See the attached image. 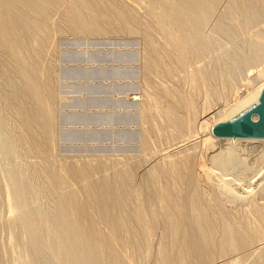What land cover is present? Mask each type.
I'll return each mask as SVG.
<instances>
[{
	"label": "bare ground",
	"instance_id": "obj_1",
	"mask_svg": "<svg viewBox=\"0 0 264 264\" xmlns=\"http://www.w3.org/2000/svg\"><path fill=\"white\" fill-rule=\"evenodd\" d=\"M263 17L264 0H0L1 158L4 160L9 155L14 159L25 158L24 162L21 160L22 164L26 167L27 162L26 168L34 170L39 181L38 191L48 190L50 193L54 185L63 189L73 182H81L78 187L52 199L53 206L48 214L51 218H60V228L51 218L41 214L45 221L42 225H55L50 234L61 238L60 246L53 239H47L44 246L39 245L42 229H38L35 218L28 228L22 225L27 228L22 231L26 234L20 233V237L24 234L21 241L29 249L27 264H133L126 255L127 244L132 243L138 245L142 255L138 264L148 260L157 264L264 263V204L250 203L244 196L251 220L248 221V217L245 218L247 222L241 218L233 219L223 204L236 198L228 195L230 199H225L222 194L231 192L232 181L219 176L204 189L199 175L192 172L194 154H188V150L186 155L180 152L182 149L176 151L183 154L177 159L170 152L158 154L160 161L144 168L140 182H136L133 175V170L141 164L138 161V164L124 165L108 174L104 172L98 180L87 181L100 172L102 166L97 159L55 158L52 154L54 100L50 92L53 81L51 52L56 32L63 23L81 34H104L116 30L139 34L145 44L143 72L148 77L154 75L157 78L156 90L145 92L154 117L150 118L147 111H142L143 121L150 122L149 128L140 130L142 148L150 149L149 131L158 126L161 128L157 135L159 139L172 141V144L177 141L185 143L186 138L182 139L192 128L191 119L194 117V87L203 92L205 113H211L215 102L228 93L241 95L246 106L250 100L255 101L254 105L258 102L264 87ZM185 68L189 78L185 82L186 91L181 86L163 82L164 76L173 77L176 73L175 78ZM180 75L177 78L184 79L181 77L184 75ZM203 127L207 126L201 122L200 131L205 133L201 130ZM207 137L203 136V141H199L211 147L213 137ZM254 142L262 145L264 138ZM109 161L105 160L110 164L113 160ZM5 162L6 167L7 162L10 165V160ZM12 162L14 164L15 160ZM17 164L6 170L15 172L14 177L18 173L15 171ZM21 173L18 174L19 182L21 178L25 179ZM18 177L13 181H16L14 186L18 184ZM259 178L257 183L263 186L264 176ZM25 187L19 190L24 196L22 190ZM4 190L6 188L0 185L2 203L6 201ZM14 191L11 192L14 194ZM11 192L7 194L12 199ZM134 192H142L145 197L141 201ZM19 193L15 192L17 196ZM173 193L175 197L171 196ZM34 209L9 219L10 223H21L24 218L29 220ZM160 223L164 224L163 230L172 239V251L164 240L167 233L159 228ZM70 227L73 231L69 230ZM2 228L0 226V231ZM9 231L14 232L8 229L11 237ZM148 234L158 238L153 259L148 251ZM17 238L13 239L19 241ZM6 243L10 244L9 241ZM12 244L5 248L14 246ZM1 246L3 242L0 243V264L5 249Z\"/></svg>",
	"mask_w": 264,
	"mask_h": 264
},
{
	"label": "rangeland",
	"instance_id": "obj_2",
	"mask_svg": "<svg viewBox=\"0 0 264 264\" xmlns=\"http://www.w3.org/2000/svg\"><path fill=\"white\" fill-rule=\"evenodd\" d=\"M263 18L262 24H264ZM72 30L73 29H71L64 23L63 25H61V28H59V30L56 32L53 44L54 46L51 52L52 66L50 68V73L53 77V81L52 85L50 86V92L52 99L54 100L55 122L53 125H55V127L53 126V147L55 149L53 150L52 147V154L54 155V157L60 160L63 158H66L68 160H73V158H76L74 160L83 158L97 159V161L102 166L100 167V172L99 174L97 173V175L95 174L90 177V179H87V181L91 179L98 180L97 178L100 175H104V172L105 174H108V172L111 173L113 172V170L115 171L123 167L124 165H131L134 163L138 164L139 162V164H141L138 168L133 170V175L134 178L136 177V182H140L139 180L142 179L144 170L150 167L148 165H155L158 161H160L159 155L170 152L172 154V157L175 156L174 159H177L183 154L186 155V150H188V154H194L192 172L196 175H199L198 177L200 183L202 182L201 186L204 189H207L208 185L210 186L211 182L217 180L219 176L223 178H230L233 183V189L231 190V192H229V194H222L226 196L224 197L225 199H230V197L233 196L234 198H236V200H234L233 202H231L232 200L227 201V205L223 204L225 206L224 208L226 212L229 213V215L231 214V216H233V219L240 220L241 218V221H250L251 217L249 218L250 215H247L249 213L246 212L248 211L246 209L247 202L244 200L246 198L243 197H248L250 203H256L258 205L264 204V184L263 186H259L261 185V183L259 185L257 183L260 180L259 177L262 178V176H264V144L260 145L254 142L257 139L260 140L263 138L250 137V139L245 137V139L244 137L214 136L212 134V126L220 121L232 120L233 118L237 117L239 114L253 106L255 101L250 100V103H247L248 106H246V102H243L241 95L240 97L237 94L234 95L228 93V95H224L223 98H219V102H215L213 106L214 109L211 113H208L207 111L205 113L206 109L204 105H202L204 104L202 100L204 99L203 92L201 88L194 87V89L192 90L194 102V117L193 119H191V121L193 120L192 128L186 132L187 136L183 137L182 139L184 140L186 138V140H184L185 143L182 141H177V143L174 142L173 145L172 141L159 139L157 135L158 133H160L161 128L158 126L156 129L149 131L151 138L150 149H147L148 151H146V149L143 150L141 145L142 131L140 130L149 128L148 125L150 122L148 120H144L145 122L143 121L141 117L142 111H147L146 113L150 118L154 117L153 112L150 110V106L146 101L145 95L147 93L145 94V92L147 90H150L151 92H154L156 90L155 85L157 79L155 78L156 76L154 77L153 75V78L149 75L148 77V75L143 72V70L145 69L143 65L145 49L144 40L139 34L133 35L132 33V35H130L131 33L128 34V32L118 30H116V32L112 31L110 33L104 34H81L79 32L77 33V31L74 32ZM261 60H263V57ZM181 73L184 75V77L181 76ZM181 73L177 74V76L181 74L180 76L184 78L182 80L181 78H177V76L175 77L176 79L174 78L176 73H174L173 77L171 75L170 77H167L166 75L164 76V79H162L163 77L161 79L164 83H172L177 86H181L183 89L185 88L184 90L186 91L187 83L185 82L189 81V78L185 74L186 68L182 70ZM146 77H148L150 80H148ZM243 103L245 104L246 108L243 106ZM201 105L204 107V109L203 107L201 109ZM236 109L238 111H236ZM253 118L256 119V116L254 115ZM201 122L206 124V129L208 128L207 130L204 127L201 128V130L203 129L206 134L203 131H200ZM208 134L210 135V137ZM188 135L190 136L188 137ZM202 135L205 138L208 136L207 138L209 139L213 137V145L211 147H206L201 144V142L203 141ZM243 138L247 142H244ZM252 138L255 140H252ZM194 140L196 141L194 142ZM8 143L7 147L9 150H11ZM192 143H195L196 145H193ZM259 145L261 149H259ZM176 146H178L179 148ZM254 148L257 150H255ZM181 149L182 151L180 152H182L183 154L176 152ZM0 150L2 152L3 148ZM3 154H5V152H3ZM146 155L147 157H144ZM9 156H5V158L3 155L4 160H10V165L12 166H10L9 162H7L8 166L6 167V162L3 160V158L0 159V185L3 189L6 188V190H4L6 201L5 203H2V200V202L0 201V207H2L0 208L1 228L4 224V227L2 228L3 230L1 229L0 231V243L3 242V247L1 246L3 249L8 244L6 243L8 241L10 242V244L13 243L12 245L14 246L8 248L6 247L4 251L1 249L3 251V254L1 253V258L3 261L2 264H27L29 249L28 246L24 244L23 241H21V237L26 234L25 232H22L26 231L24 230L26 227L23 226H27L28 228L30 224L32 225V223L36 220L35 223H37L38 229L43 230L44 227H46L44 229V232L41 230V233H39L41 234L38 237L39 245L44 246L48 241L47 239H53L55 244L57 246H60L61 238L59 236L56 238L51 236V231L54 230L53 227H55V225L51 223H49L48 227L46 225H42L45 224L44 218H42V216L44 215L51 218L48 214V210L53 206L52 201L58 196L66 193L70 189L75 188L76 186L78 187L79 185H81V182H73L69 186L70 188L65 187L63 189L60 186L54 185L52 186L50 193L48 192V190L43 191L40 189V191H38L37 183H39V181L37 179V176L33 173L34 170L27 169V162L25 163L27 168L22 164V161L24 162L25 158L21 157V161L19 157H17V159H14L13 156H10V158L13 157L10 159L7 158ZM13 159L15 160V163L17 162V160H19L22 164L21 165L19 161L17 163H19L20 165L16 163L17 166H19L18 168L21 169L20 172H22V177H24L25 179L21 178L19 182L20 177H18V174L20 172L18 171V168L16 166L15 168L17 170L15 171L16 173L18 172L16 174V176L18 177L16 178L18 184L16 183L15 186L17 187L18 185L20 187V184H24V186H21L22 188H24L27 185L25 189L22 190V192L24 191V193L26 194L25 196L22 192V195L19 193V190L21 191V187L20 189L19 187H17V189H14L15 186L13 183H15L16 181H13L15 180L16 176L14 177L13 174H15V172L13 173L11 171L12 177L14 178L12 180V177L9 176L11 172L9 171L8 173L6 171L9 170L10 167V169L14 168V166L16 165ZM146 159L147 161L144 162ZM102 160L104 162L105 160H110L109 162H111L112 160L113 161L110 164L107 162L103 163ZM11 162L15 165L11 164ZM225 169H231V171H224ZM238 171L242 173V175H239L240 173ZM243 173H245L246 176L243 175ZM10 181L11 183H9ZM24 181H26V184L24 183ZM11 187L16 191L12 190ZM9 189L12 192L14 191V194ZM10 192L12 193L11 195H13L11 196L12 199H17L18 201L16 200L13 202V200L9 198L10 194L7 193ZM15 192L16 194L19 193L20 196L18 195V197ZM133 194H136L135 196L140 197L139 199L141 201L145 197V194L143 193V195L142 192H139V194L134 192ZM27 195H30L31 198L34 196V198L30 200L31 198H28L30 196L27 197ZM228 195H230V197ZM171 196L175 197L174 193ZM13 197L16 199H14ZM21 197H23V200L26 201L27 205L25 201L21 199ZM13 203L14 205H12ZM139 204L141 205V203ZM30 208H35L34 211L31 210L33 214L30 212V217L32 215L34 216L31 217L33 221L30 220L31 218L29 219L30 221L24 218L21 220V223L16 222L19 225L12 222L13 225L15 224V226H13L12 223H10L9 219L24 212L30 211ZM36 211L37 214H40L39 217H37V214L34 215V212L36 213ZM246 217H248L247 220H245ZM51 219L56 224H58V228H60V218ZM39 220H41V222H39ZM7 224H10V226L13 227L15 231L13 230V228L11 229L10 226H7ZM160 225L162 226H159V228L162 227L161 230H163V228L165 227L164 224L160 223ZM8 229L12 230L14 233H16V235L18 234V237H20V233L24 234H21V237L18 239L17 236L14 235V233L9 231L10 233H12V236L10 237ZM16 230L18 232H16ZM45 230H50V232ZM69 230L73 231L71 227L69 228ZM164 232L167 233L164 240L166 243L168 242L167 244L169 246V250L172 251V247H170L173 245L172 239L168 237L169 234L167 231ZM8 236L12 239H9ZM13 238H17L16 240L19 241H15ZM147 238L149 255L152 256L151 259H153L154 252L157 247L158 238L157 235L149 236V234ZM5 243L6 245L4 246ZM18 243H22L24 245L20 244L22 245L20 246ZM10 244H8L7 246H10ZM139 251L140 250L136 243L127 244L126 255L131 258V262L133 264H138L140 260L139 258L142 256ZM74 262L78 263V261ZM65 263L66 262H64V264ZM144 264L157 263L154 260H148L144 261Z\"/></svg>",
	"mask_w": 264,
	"mask_h": 264
},
{
	"label": "water",
	"instance_id": "obj_3",
	"mask_svg": "<svg viewBox=\"0 0 264 264\" xmlns=\"http://www.w3.org/2000/svg\"><path fill=\"white\" fill-rule=\"evenodd\" d=\"M256 119H253V116ZM214 136L264 138V87L258 102L233 120L217 122L212 126Z\"/></svg>",
	"mask_w": 264,
	"mask_h": 264
}]
</instances>
